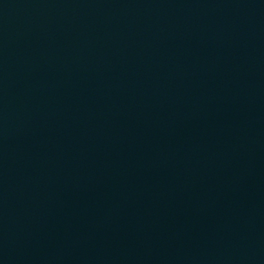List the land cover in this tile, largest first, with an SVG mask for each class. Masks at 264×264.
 I'll use <instances>...</instances> for the list:
<instances>
[{
	"label": "water",
	"instance_id": "water-1",
	"mask_svg": "<svg viewBox=\"0 0 264 264\" xmlns=\"http://www.w3.org/2000/svg\"><path fill=\"white\" fill-rule=\"evenodd\" d=\"M0 264H264V0H0Z\"/></svg>",
	"mask_w": 264,
	"mask_h": 264
}]
</instances>
